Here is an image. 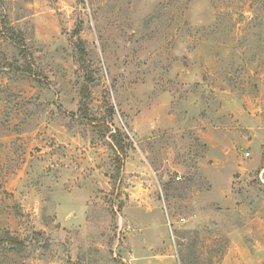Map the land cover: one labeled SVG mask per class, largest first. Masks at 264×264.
<instances>
[{
    "label": "rangeland",
    "instance_id": "1",
    "mask_svg": "<svg viewBox=\"0 0 264 264\" xmlns=\"http://www.w3.org/2000/svg\"><path fill=\"white\" fill-rule=\"evenodd\" d=\"M0 264H264V0H0Z\"/></svg>",
    "mask_w": 264,
    "mask_h": 264
}]
</instances>
